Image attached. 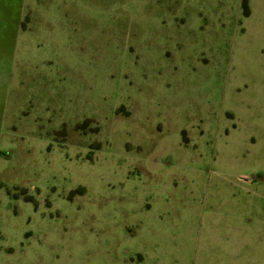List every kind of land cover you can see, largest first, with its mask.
<instances>
[{
  "label": "rangeland",
  "instance_id": "rangeland-1",
  "mask_svg": "<svg viewBox=\"0 0 264 264\" xmlns=\"http://www.w3.org/2000/svg\"><path fill=\"white\" fill-rule=\"evenodd\" d=\"M30 18L0 90V264H264V0Z\"/></svg>",
  "mask_w": 264,
  "mask_h": 264
},
{
  "label": "crops",
  "instance_id": "crops-1",
  "mask_svg": "<svg viewBox=\"0 0 264 264\" xmlns=\"http://www.w3.org/2000/svg\"><path fill=\"white\" fill-rule=\"evenodd\" d=\"M26 3L27 0H0V90L4 92L3 99L8 91L3 71L16 61L18 46L31 22V18L26 20ZM1 119L0 106V123Z\"/></svg>",
  "mask_w": 264,
  "mask_h": 264
},
{
  "label": "trees",
  "instance_id": "trees-1",
  "mask_svg": "<svg viewBox=\"0 0 264 264\" xmlns=\"http://www.w3.org/2000/svg\"><path fill=\"white\" fill-rule=\"evenodd\" d=\"M243 8H244V15H248L249 11H248V8L246 7V2H243Z\"/></svg>",
  "mask_w": 264,
  "mask_h": 264
}]
</instances>
